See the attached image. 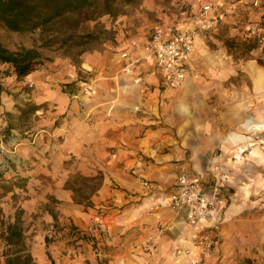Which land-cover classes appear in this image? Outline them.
<instances>
[{"label":"crops","instance_id":"crops-1","mask_svg":"<svg viewBox=\"0 0 264 264\" xmlns=\"http://www.w3.org/2000/svg\"><path fill=\"white\" fill-rule=\"evenodd\" d=\"M186 1L178 0L180 6ZM238 1L242 4L245 0ZM143 6L145 15L159 8L156 0H144ZM225 20L231 22V16ZM194 21L171 27L166 23L156 32L162 39H170L188 24L196 26L198 22ZM151 26L144 21L126 31L120 27L112 43L80 56L77 72L69 67L61 69L59 75L67 90L62 91L60 86L57 90L48 88L42 99L52 103L53 111L39 132H47L52 140L59 141V155L74 158V168L82 176L92 178L101 173L102 180L83 202L75 200L74 187L58 191L64 216L59 220L65 222L68 237L46 242L43 251L36 250V264H190L198 256L197 249L190 248L188 255H176L179 239L189 243L230 218L226 210L221 214L229 196L224 192V206L218 205L210 220L195 225H185V214L169 210L165 199L177 190L176 179L183 175L196 180L203 192H209L212 153L220 145L241 143L231 135L222 140V129L239 125L245 131L250 121L251 129L262 126L264 68L243 65L248 75L243 76L239 87L228 90L224 99L227 104L218 117L198 119L189 104L194 94L191 77L198 75L200 62L211 58L202 38L195 40L184 88L176 92L165 84L145 50L150 37L144 32ZM216 29L217 22L206 33ZM223 70L227 79L236 75L233 67ZM48 76L56 80L54 75ZM37 84L40 90L52 86ZM59 117L60 123L54 127ZM208 123L214 128L209 135L198 131L199 137L190 131L205 128ZM189 133L199 138H191ZM25 206L30 205L24 203L22 208ZM42 220L50 229L53 222L57 223L48 212ZM40 238L44 243V236ZM148 240L151 250L145 252L141 246ZM188 243L183 246L190 247ZM213 261L205 264H216Z\"/></svg>","mask_w":264,"mask_h":264},{"label":"rangeland","instance_id":"rangeland-1","mask_svg":"<svg viewBox=\"0 0 264 264\" xmlns=\"http://www.w3.org/2000/svg\"><path fill=\"white\" fill-rule=\"evenodd\" d=\"M143 2L133 0L124 7L122 14L116 17L103 15L95 21L83 22L75 31L20 34L8 31L0 24L2 47L12 52L36 49L43 59V65L24 78L16 77L8 65H0V185L15 193L14 197L8 193L0 200V264L25 255L30 256L31 264H36V250L43 251L46 242L63 241L68 237V231L64 230L65 222L59 220L64 216L58 191L63 187H74L75 200L83 202L97 184L96 180L83 179L91 177L82 176L74 168V158L65 155L63 159L59 155V141L52 140L47 132H39L44 128L46 118L51 117L49 112L53 111L52 103L43 101V97L49 89H59L58 86L62 91L68 89L59 75L62 68L69 67L77 72L80 69V56L112 43L120 27L126 31L146 21L152 26L146 28L144 36L151 39L159 34L156 30H160L163 24L168 23L171 27L200 17L194 21L199 24L204 16L212 17L213 22H217V29L211 33L198 32L195 36V39L202 38L211 58L207 62H200L198 75L191 77L194 94L189 103L198 119L209 121L214 116L218 117L227 104L224 99H227L228 90L239 87L243 76L248 75L243 65L253 64L264 68L263 0H245L242 4L238 0H188L183 6L178 0H156L159 8L146 15ZM205 4L211 6L212 14L201 13V7ZM227 16H231V22H225ZM198 24L193 27L184 25L183 30L195 29ZM259 26H263L261 43L253 31V27ZM225 67H233L236 75L225 78ZM48 75H54L56 80H50ZM38 82L52 86L40 90ZM183 88L184 85L174 90L180 92ZM60 118L54 121V127L59 125ZM250 122H247L245 131L239 125L222 129V140L231 135L241 143L237 141L229 147L220 145L212 153L214 160L209 165L210 171H213V163L217 162L229 176L228 186L226 183L227 188L225 186L223 190L229 196L226 206L221 207V214L226 210L230 218L202 233L213 242L211 256L205 261L214 258L216 264H264V119L257 129L248 127ZM190 131L195 135H198V131L199 134L209 135L214 128L208 123L205 128H192ZM198 136L190 135L196 139ZM185 145L186 142L183 143ZM242 146L248 147V150L237 152L238 147ZM252 150H255L253 155L250 154ZM56 157L61 160H56ZM24 203L30 206L22 208ZM46 212L57 220L56 224L52 223L51 229L42 220ZM16 219L22 232L21 239L7 245L3 237L5 228ZM42 236L46 239L44 243L40 238ZM39 238L41 241H38ZM213 250L214 255L211 254Z\"/></svg>","mask_w":264,"mask_h":264},{"label":"built area","instance_id":"built-area-1","mask_svg":"<svg viewBox=\"0 0 264 264\" xmlns=\"http://www.w3.org/2000/svg\"><path fill=\"white\" fill-rule=\"evenodd\" d=\"M211 10V6L206 4L202 6L201 13L207 15ZM213 23L211 18L204 16L195 29L182 30L170 39H162L159 35H153L146 44V52L153 58L155 67L168 87L177 90L184 85L188 74V61L195 50V36L198 32L209 30ZM253 31L256 39L261 43L263 41L261 37L263 26L253 27ZM122 57H125V54ZM211 167L213 171H211L209 192H203L196 180H190L189 177L183 175L176 179L177 190L166 196V207L175 213L183 212L185 225H195L210 220L217 206L222 203V192L229 181V176L225 171H222L219 163L214 162ZM160 228H164V226L160 225ZM179 243L180 246L175 250L176 255H188L190 248L197 249L198 256L190 264H205L213 245L211 239L203 235L189 243L179 239ZM185 243H188L190 247H184ZM141 248L143 251L149 252L151 250L150 240L146 241Z\"/></svg>","mask_w":264,"mask_h":264},{"label":"trees","instance_id":"trees-1","mask_svg":"<svg viewBox=\"0 0 264 264\" xmlns=\"http://www.w3.org/2000/svg\"><path fill=\"white\" fill-rule=\"evenodd\" d=\"M133 0H0V24L14 33L43 34L75 31L83 22L95 21L103 15L116 17L123 13L125 6ZM50 42V41H48ZM83 53V52H81ZM80 53V54H81ZM41 54L36 49L9 51L0 45V65H8L18 78H24L43 65ZM36 110V109H34ZM83 178V177H82ZM101 184L102 174L83 178ZM15 193L0 185V200L6 194ZM22 232L17 219L9 223L4 232V241L13 245L21 239ZM30 256L7 259L6 264H31Z\"/></svg>","mask_w":264,"mask_h":264},{"label":"bare ground","instance_id":"bare-ground-1","mask_svg":"<svg viewBox=\"0 0 264 264\" xmlns=\"http://www.w3.org/2000/svg\"><path fill=\"white\" fill-rule=\"evenodd\" d=\"M196 40V39H195ZM256 127V125L255 126H253V128H255ZM252 128V129H253ZM257 129V128H256ZM249 145V144H248ZM250 146H253L252 144H250ZM248 150V147L247 148H243V146L242 147H238V149H237V152H245V151H247ZM254 152H255V150H252L251 152H250V154L251 155H253L254 154Z\"/></svg>","mask_w":264,"mask_h":264}]
</instances>
